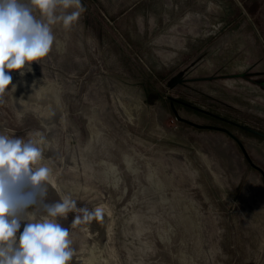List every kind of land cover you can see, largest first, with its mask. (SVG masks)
<instances>
[{
    "label": "rangeland",
    "instance_id": "obj_1",
    "mask_svg": "<svg viewBox=\"0 0 264 264\" xmlns=\"http://www.w3.org/2000/svg\"><path fill=\"white\" fill-rule=\"evenodd\" d=\"M81 3L0 104L47 202L103 209L61 220L72 264H264V0Z\"/></svg>",
    "mask_w": 264,
    "mask_h": 264
},
{
    "label": "clouds",
    "instance_id": "obj_2",
    "mask_svg": "<svg viewBox=\"0 0 264 264\" xmlns=\"http://www.w3.org/2000/svg\"><path fill=\"white\" fill-rule=\"evenodd\" d=\"M85 10L81 0H0V104L16 89L12 71H31L53 47V26L68 29ZM35 136L0 132V264H72L73 240L61 220L77 212L75 225L102 219L103 209L78 208L68 194L47 202L53 173L42 163L45 138Z\"/></svg>",
    "mask_w": 264,
    "mask_h": 264
}]
</instances>
